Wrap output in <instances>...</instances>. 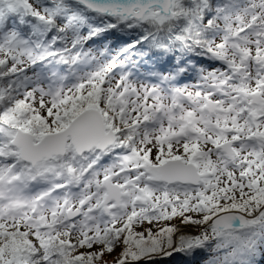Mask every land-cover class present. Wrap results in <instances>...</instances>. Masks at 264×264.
<instances>
[{
	"label": "snow or ice",
	"instance_id": "obj_1",
	"mask_svg": "<svg viewBox=\"0 0 264 264\" xmlns=\"http://www.w3.org/2000/svg\"><path fill=\"white\" fill-rule=\"evenodd\" d=\"M174 253L264 256V0H0V264Z\"/></svg>",
	"mask_w": 264,
	"mask_h": 264
},
{
	"label": "trees",
	"instance_id": "obj_2",
	"mask_svg": "<svg viewBox=\"0 0 264 264\" xmlns=\"http://www.w3.org/2000/svg\"><path fill=\"white\" fill-rule=\"evenodd\" d=\"M125 39H127V37H125ZM158 67H165L164 65L158 66ZM142 72L145 71L144 69L141 70ZM190 82V81H185ZM22 98V97H21ZM207 254H204L201 257L196 258V260L192 261V264H200L203 263V260L206 259ZM113 260H110V262ZM136 264H186V258L183 257L181 254L179 253H174L173 256L171 257H166L163 255L160 256H156L154 261H150V260H144L142 259L141 261H137Z\"/></svg>",
	"mask_w": 264,
	"mask_h": 264
},
{
	"label": "rangeland",
	"instance_id": "obj_3",
	"mask_svg": "<svg viewBox=\"0 0 264 264\" xmlns=\"http://www.w3.org/2000/svg\"><path fill=\"white\" fill-rule=\"evenodd\" d=\"M34 71H37V72H39L40 71V68H39V66H37L35 69H28V75L29 76H32L33 75V72ZM195 81H193V83H194ZM31 87V86H30ZM30 87H29V89H30ZM47 99V98H46ZM37 107H38V104H37ZM42 115H46V112H42L41 113ZM153 155H154V153H153ZM155 223V222H154ZM175 223H178V221L177 220H172V221H160L159 222V227H165V226H170V225H172V224H175ZM117 226H119V225H117ZM145 227H152V225H148L147 224V222H145V224L143 225V226H135V230L136 231H144V228ZM153 231L155 232L156 231V228L155 227H153ZM185 231H187V232H191V231H193L192 229H185ZM145 235H147V233H145ZM119 252H120V248L119 247H117V249H116V251L112 254V255H105V259L106 260H108V261H110V260H114V258L116 257V256H118V254H119ZM257 261H258V263L259 264H261V263H264V260L262 259V256H259L258 258H257Z\"/></svg>",
	"mask_w": 264,
	"mask_h": 264
}]
</instances>
